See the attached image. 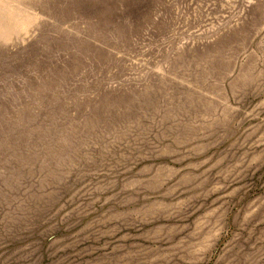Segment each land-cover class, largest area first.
Here are the masks:
<instances>
[{"label": "rangeland", "instance_id": "1", "mask_svg": "<svg viewBox=\"0 0 264 264\" xmlns=\"http://www.w3.org/2000/svg\"><path fill=\"white\" fill-rule=\"evenodd\" d=\"M0 264H264V0H0Z\"/></svg>", "mask_w": 264, "mask_h": 264}]
</instances>
